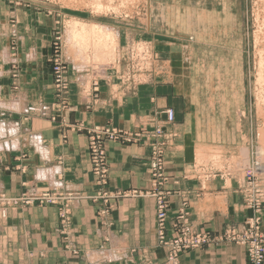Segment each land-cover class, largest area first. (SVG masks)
<instances>
[{"label":"crops","instance_id":"0c3cea01","mask_svg":"<svg viewBox=\"0 0 264 264\" xmlns=\"http://www.w3.org/2000/svg\"><path fill=\"white\" fill-rule=\"evenodd\" d=\"M53 21L44 12L0 0V193L63 198L55 205L0 207V264H169L168 249L158 241L156 199L148 195L149 146L105 144L109 171L103 190L137 192L109 205L97 198L102 188L88 150L91 128L132 131L146 121L144 116L167 104L175 112L170 131L176 136L165 155L166 238L176 234L180 214L194 232L212 237L205 246L182 253L177 264H247L243 246L220 238L241 229L253 214L245 206L239 178L227 172L212 175L195 163L199 148L216 143L212 127L202 129L197 119L203 115L187 106L175 87L113 94L109 77L88 102L79 82H72L64 107L51 74ZM64 207L66 224L60 218Z\"/></svg>","mask_w":264,"mask_h":264},{"label":"rangeland","instance_id":"374dc122","mask_svg":"<svg viewBox=\"0 0 264 264\" xmlns=\"http://www.w3.org/2000/svg\"><path fill=\"white\" fill-rule=\"evenodd\" d=\"M8 1L12 7L54 19L51 74L53 60L59 57L67 84L60 95L64 107L69 86L76 81L87 102L91 93L95 97L99 93L105 77L113 94L175 87L187 106L203 115L197 119L202 129L205 124L212 127L216 141L197 150L196 166L212 175L227 172L226 176L239 178L240 188L250 180L264 207V0ZM158 98L153 96L152 103ZM166 110L173 111L172 122L167 121ZM144 118L130 132L139 135L136 143L149 146V169L152 149L162 148L166 173V150L176 136L170 131L174 109L167 104ZM95 127L117 130L122 136L110 140L103 134L106 159L105 144L125 143L129 131Z\"/></svg>","mask_w":264,"mask_h":264},{"label":"built area","instance_id":"2783aa9c","mask_svg":"<svg viewBox=\"0 0 264 264\" xmlns=\"http://www.w3.org/2000/svg\"><path fill=\"white\" fill-rule=\"evenodd\" d=\"M53 82L56 93L60 95L66 92L67 84L65 82V68L63 61L57 57L53 60ZM62 99V98H61ZM62 101H64L62 99ZM168 122H172L174 114L172 110L165 111ZM142 132V130H140ZM160 133V130H158ZM103 134L107 135L110 140H118L122 137L117 130H102L101 127H94L91 129V140L88 145L90 163L92 172L96 177L97 185L102 188L98 193L97 198L100 199L103 204L109 205V203L120 197L136 196V191L121 193V192H108L103 188L107 186L108 179V163L106 159V153L103 148ZM161 136L160 134H158ZM136 136L128 131L125 132V143H136L138 139ZM143 139V138H141ZM151 185L152 191L148 195L154 197L157 203V226H158V241L161 246L168 249L167 260L169 264H177L179 256L190 250H197L206 244L210 243L212 237L206 232H194L183 214L179 215L181 223L176 225V234L172 238H166L164 231V223L166 220L167 200L166 195L168 192L164 190L167 184V175L164 171V158L163 150L159 146L152 149L151 154ZM250 180L242 185L241 191L244 196L245 206L247 209L253 212L250 218H247L243 223L241 229H230L226 231L224 236L220 237L234 242L237 245L243 246L247 254V264H264V224L262 221L263 205L259 201L260 191L257 186L250 187ZM246 182V181H245ZM251 188V189H250ZM63 198L58 194L51 193H39L37 195H23L20 198L8 197L3 193H0V207H9L21 205H30L38 202L41 205H55ZM73 197H68V201ZM66 201V198H65ZM106 210L101 213H105ZM61 222L66 224L69 220L68 208L64 207L60 211ZM219 238V237H218Z\"/></svg>","mask_w":264,"mask_h":264},{"label":"bare ground","instance_id":"6f19581e","mask_svg":"<svg viewBox=\"0 0 264 264\" xmlns=\"http://www.w3.org/2000/svg\"><path fill=\"white\" fill-rule=\"evenodd\" d=\"M95 33V29L93 28V34ZM97 36H98V34H97ZM105 36H106V34H105ZM108 36V35H107ZM107 36H106V38H107ZM99 38V37H98Z\"/></svg>","mask_w":264,"mask_h":264}]
</instances>
